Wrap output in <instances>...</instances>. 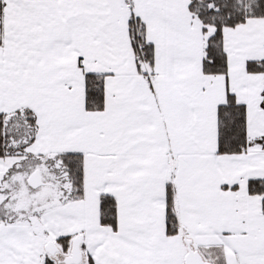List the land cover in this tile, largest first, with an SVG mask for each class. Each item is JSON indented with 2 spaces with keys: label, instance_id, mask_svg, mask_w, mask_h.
<instances>
[{
  "label": "snow or ice",
  "instance_id": "snow-or-ice-1",
  "mask_svg": "<svg viewBox=\"0 0 264 264\" xmlns=\"http://www.w3.org/2000/svg\"><path fill=\"white\" fill-rule=\"evenodd\" d=\"M0 264H264V0H0Z\"/></svg>",
  "mask_w": 264,
  "mask_h": 264
}]
</instances>
